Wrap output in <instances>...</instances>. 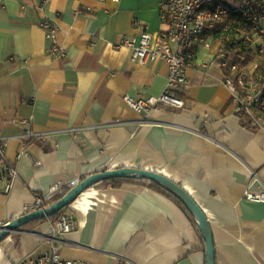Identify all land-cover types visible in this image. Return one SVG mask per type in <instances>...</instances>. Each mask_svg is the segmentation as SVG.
<instances>
[{
	"label": "crops",
	"instance_id": "1",
	"mask_svg": "<svg viewBox=\"0 0 264 264\" xmlns=\"http://www.w3.org/2000/svg\"><path fill=\"white\" fill-rule=\"evenodd\" d=\"M162 2L0 0V145L18 172L8 195L0 188V222L28 214L36 198L43 206L56 183L122 168L150 171L202 210L215 264H264V204L247 199L264 191V130L242 123L235 112L224 72L211 59L222 40L211 31L210 52L194 51L183 109L162 105L139 114L123 101L158 97L165 89L167 64L132 63L129 50L114 48L139 35L136 23L158 34ZM43 22L56 28L64 58L50 55ZM101 183L65 209L72 230L59 246L62 259L206 264L197 226L172 200L137 181ZM47 220L3 240L0 264L44 253L51 238Z\"/></svg>",
	"mask_w": 264,
	"mask_h": 264
},
{
	"label": "built area",
	"instance_id": "2",
	"mask_svg": "<svg viewBox=\"0 0 264 264\" xmlns=\"http://www.w3.org/2000/svg\"><path fill=\"white\" fill-rule=\"evenodd\" d=\"M118 1V0H114ZM238 14L248 30H238L225 40L211 59L224 72L223 85L231 95V102L239 120L251 128L264 130V84L260 76H255L259 65L257 58L264 54V0H163L159 6L160 20L164 26L155 36L146 25L136 23L139 35L134 38L123 37L114 45L115 49H127L130 61L139 65L146 62H164L168 66L167 83L158 97L147 99L124 96L123 101L133 111L141 114L159 106L183 109L184 101L180 95L190 87L187 71L196 66L194 51L202 49L210 52L209 33L216 26L224 25L227 17ZM50 43V55L64 58V51L57 45L56 28L49 22L41 24ZM222 32H230L224 25ZM202 68H207L205 63ZM27 136L32 134L27 133ZM1 140V139H0ZM3 147L0 145V188L8 195L18 181L16 166L4 160ZM21 154L15 157V161ZM79 180L64 185L56 183L49 188L46 198L70 190ZM247 199L264 204V191L247 194ZM42 200L36 198L28 213L44 209ZM51 230L48 249L35 258H27L16 264H78L62 259L60 247L64 237L72 230V215L62 211L55 220L48 219ZM7 223L0 222V228Z\"/></svg>",
	"mask_w": 264,
	"mask_h": 264
},
{
	"label": "water",
	"instance_id": "3",
	"mask_svg": "<svg viewBox=\"0 0 264 264\" xmlns=\"http://www.w3.org/2000/svg\"><path fill=\"white\" fill-rule=\"evenodd\" d=\"M138 178L149 180L159 185L167 192L171 193L175 198H177V200L190 214L201 234L205 245L206 264H215L213 239L208 220L202 210L193 201V199L178 185L155 172L135 170L130 168L105 171L85 178L74 188L70 189L64 197L51 206L28 213L0 228V243L11 234L20 233L21 231L19 229L30 222L49 219L54 215L59 214L61 211L69 207L83 192L94 187L98 183L116 179Z\"/></svg>",
	"mask_w": 264,
	"mask_h": 264
},
{
	"label": "trees",
	"instance_id": "4",
	"mask_svg": "<svg viewBox=\"0 0 264 264\" xmlns=\"http://www.w3.org/2000/svg\"><path fill=\"white\" fill-rule=\"evenodd\" d=\"M224 25H228L230 27V32H227V33H223L222 32L221 29H222V27ZM224 25L216 26V28L211 32V34L213 33L212 35L214 37L222 40L221 43L224 44V45H225V40H227L228 38L232 37L235 34L236 31H238V30H242V31L248 30V27L246 26L245 23L242 22L241 17L238 14H235V15H232L230 17H227L225 22H224ZM257 62H258L259 67L255 71V76H260L263 79V84H264V54L261 55L260 58H257ZM125 181H137V182H139L140 184H142L144 186L150 187L151 189L155 190L157 193L166 196L167 198L172 200L178 207H180V209L182 211H184L187 214L188 218L190 219V221L192 222V224L196 228V225H195L192 217L186 211L184 206L177 200V198H175L171 193L167 192L165 189H163L159 185H157V184H155V183H153V182H151L149 180L142 179V178H138V179H116V180L106 181V183H109V184H111V186H115L116 187V186L122 185ZM100 184H102V183H98L93 188H96ZM68 191H69L68 189L64 190L63 192L55 195L53 198H51L49 200H45L43 202V204H44L43 206H51L52 204H54L58 200H60L62 197H64L67 194ZM60 213H62V211ZM60 213L57 214V215H54L53 217H51V220H55L60 215ZM40 221H43V220H40ZM40 221L30 222V223L26 224L25 226L21 227L19 230L21 232H23V231H25V232L31 231V226L36 225ZM196 230H197V228H196Z\"/></svg>",
	"mask_w": 264,
	"mask_h": 264
}]
</instances>
